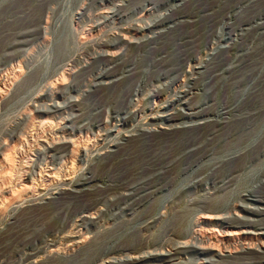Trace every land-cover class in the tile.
Masks as SVG:
<instances>
[{"label": "bare ground", "instance_id": "obj_1", "mask_svg": "<svg viewBox=\"0 0 264 264\" xmlns=\"http://www.w3.org/2000/svg\"><path fill=\"white\" fill-rule=\"evenodd\" d=\"M183 1L185 0H167L157 4L149 0L141 2L138 0H87L77 13L78 19L89 17L91 10H101L99 18L89 30V35L99 32L104 26L115 23V21H123L135 16L138 19L127 27H121L111 37L99 41L92 48H86L82 54H73L70 50L68 51L70 54L68 57L66 56V59L73 63V68H77L79 72L83 73L79 85L73 84L61 89L53 82L50 84L46 81L47 73H40L39 77L31 78L30 76L18 87L19 89L16 88L19 93L28 95V97L33 95L36 102H41L40 106L36 104L35 109L30 110V114L19 116V122L17 121L21 126V140L25 141V144L22 141L21 144L19 143L20 149L23 150L24 145H29L32 148L28 140L30 137L34 142L33 147H35L32 152L34 158L30 159L31 164L27 165L26 169L24 168L23 173H19L21 175L19 187L17 186L15 191H6L4 201L2 200L0 203V209L15 200L16 193L20 194V192L31 203L29 207L37 206L38 208L48 207L57 201L64 200V198L67 199V197L78 198L89 196L93 192L94 194L95 192L102 193L101 197H95L96 199L94 198L88 205L70 213V217L63 219L57 227L44 232L31 245L18 247L15 256L17 264H71L76 259L74 264H186L195 259H199V264H264V194H261L258 188L253 186L239 201L230 204L229 195L217 194V196L214 195L215 191H211L212 186L218 190L217 183H221V187L227 185L226 177L232 179L234 184L240 182L246 175L255 171L259 165H255L256 159L264 155V98H261L260 103L252 109H244L242 104L243 98L253 89V81L264 76V60L255 68L256 71L254 70L255 73L250 82L243 83L242 79L230 81L233 96L231 95V98L226 99V103L219 104L215 109L205 107L214 98L208 95L199 97V89L195 84L191 85L194 83L192 81L198 80V74L202 75L206 72L205 69L221 50H226V54L229 56V63L226 65L227 81L229 76L246 62L244 55H238L244 50V48H238L241 47V40L245 36L244 32L253 28L256 29V34L259 31H264V19L261 16L233 28L231 20L236 14L234 15L235 10H230L223 16L218 29L206 43L195 50L197 52L194 55L184 59L181 68L176 70L174 77L169 73L170 70L169 72H159L158 76L148 80L144 74L145 70L143 72L142 69L143 73L136 85L127 91L125 97H122L123 106L119 109L114 107V103L119 97L113 100L108 99L103 104L92 103L87 110V107H84L86 102L84 98L88 93L101 86L118 83L122 79L125 81V77L137 74V65L126 62L127 54L136 50L139 55L143 50L138 47L149 43L154 37L165 32L164 25L176 19L172 15L158 16L159 18L157 17L158 19H154L153 22L146 23L143 17L148 14L152 15L162 5L174 9L179 7ZM53 11L56 10L50 6L38 22L37 27L41 30L40 40L49 30L50 21L48 24L47 13ZM86 35L84 38L87 37ZM26 53L27 49L20 56H24ZM165 53L167 51L154 52L151 63H165L167 59L162 57ZM18 63L21 64V62ZM91 66L94 67V70L88 71L87 69ZM15 71L21 72V65ZM76 71L75 73H78ZM138 72L140 74V71ZM66 74L63 76L64 78ZM3 79L0 77V99L4 95L2 87L4 84L6 85ZM67 81L64 83H68ZM186 81L187 84L183 91L175 95L170 102L164 101L161 110L148 117L147 123L137 126L133 132L123 135L119 140L105 144L110 135L121 133L120 127L137 118H143L159 101L165 99L171 90ZM60 83L62 82L60 81ZM35 85L41 86V89L34 95L31 93V89ZM115 85L117 86L119 83ZM72 92L77 95H72ZM193 96L197 98L194 102L191 101ZM25 98L20 100L23 101ZM57 99H62V101L59 102ZM176 105L179 107L175 108ZM103 108L104 116L101 119L88 121L87 118L94 111L103 110ZM30 123L35 133H31L32 135L29 136L25 128ZM235 123L240 126L232 127ZM148 125L156 127L152 129ZM205 128L210 130L207 134L205 133L206 135L204 134L205 136L201 140L193 139L188 144H182V156L198 155V158L196 157L192 162L189 161L190 163L185 168L179 170L180 172L174 176L169 185L156 183L154 177L163 175L173 165V162L177 163L179 160L183 162L181 158L184 157L181 155L172 163L164 164L163 170L159 168V171L149 178L137 179L125 182V184H112L109 182L110 179L92 172L93 167L99 165L103 158L109 156L115 148L121 149L125 144L140 136L155 135V133L158 135L188 133ZM225 128L227 131L223 135L221 131ZM102 131L105 133L101 135ZM41 132L43 135L39 136ZM91 136L98 139L96 148L93 144L91 146L88 144L89 142L85 143L84 141L85 138L89 139ZM3 145L5 151L0 152V167L4 169L5 173L4 176L2 175L3 177L0 175V190L5 191L3 190L4 185L12 179V177L9 179L8 176H11L9 172L13 171L15 161L12 162L14 156L11 155L13 150L9 147L10 144L7 142ZM102 148L106 150V154H104L105 151L98 152ZM14 159L16 158L14 157ZM206 160L209 162L206 169L198 172L199 175L182 190L184 192L202 190L206 191V195L190 199L184 210L177 207L179 196L168 205H160L164 192L170 190ZM16 162L15 164H19L18 161ZM260 163L262 162L260 161ZM76 164L87 165L89 170L76 177L73 175L77 169H75ZM226 166H229L227 170ZM222 172L223 175L220 176ZM227 173L229 175L226 176ZM38 180L43 183L41 187L36 186ZM243 180L245 182V179ZM257 182V186L264 189V171ZM6 187L8 188V186ZM18 203L14 204L12 211V225L15 224L14 221L19 214L30 210V208L22 207L23 202L19 201ZM71 203L65 202L67 212ZM1 213L0 224L4 221ZM54 214L56 213L54 212ZM141 217L144 218V221L139 222ZM120 218L123 219L126 227L134 229L128 235V237H134V241L117 243L122 235L121 232H123L119 229V225H115V222ZM203 221L214 224L205 229L202 226ZM93 226L101 227V230L92 232L91 227ZM219 227L224 230H220ZM109 232L113 235L102 240L101 234ZM94 247L99 248L87 255L88 257L79 258L83 253L91 252ZM4 261L6 262L1 259L0 264H4Z\"/></svg>", "mask_w": 264, "mask_h": 264}, {"label": "rangeland", "instance_id": "obj_2", "mask_svg": "<svg viewBox=\"0 0 264 264\" xmlns=\"http://www.w3.org/2000/svg\"><path fill=\"white\" fill-rule=\"evenodd\" d=\"M138 1L141 2L142 0ZM149 1L152 3L156 2L157 4H159V2L162 3L163 1L166 2L167 0ZM85 2H87V0L0 1V77L3 79L5 76L3 80L4 82H6V85L4 84V87H2L4 90V95L2 99H0V152L3 153L5 151V147L3 144L8 142V144H10L9 147L13 150H10L11 155L13 154V156L16 158L14 159V157L12 156V162L14 163L15 161V163H17L16 161H18L19 163H14L15 167L12 166L14 167L12 168L13 171L11 173L9 172V175L11 176L8 177L9 179H11L12 177V179L10 180L11 182L9 181L7 182L8 184H5L6 186H8V188L4 185L6 189L4 188L3 190L5 191L0 190V203L2 200L4 201L3 198H5L4 195L6 196V191L14 189L16 190L17 186L19 187L18 184L21 176L19 175V173L22 174L23 171L26 169L27 165L31 164L30 159L34 158V156H32V152L35 147H33L34 142L30 139V137H28V140L32 148H30L29 145H24L23 150L20 149L21 141L24 144L25 141L21 140L20 137L21 126L18 123V117L24 114H30V110L35 109L36 104L37 106H40L41 102H36L35 99H33V95L32 97H28V95L25 96L24 94L19 93V91L17 90L19 89L18 87H20V85H22L24 81L29 79L30 76L31 78H36L40 76V73H47L46 76L48 77V79L46 78V81L50 84L54 83L57 87H60L61 89L73 84L79 85L81 83L83 73L79 72L77 68H73V63L69 62L68 59H66L70 54V52L68 51L70 50L73 54H82L85 52L86 48H92L99 41L106 40L111 37L113 34L119 31L121 27H127L136 22L138 19L135 16L127 18L123 21H115V23L104 26L102 28L103 30L101 29L99 32L93 35H89V30L91 29L92 25L95 24L94 22H96L99 18L98 16L101 10H91V13H89V17H85V19H78L77 13L80 11V8L85 4ZM50 6H52L56 11L47 13L48 15H50H47L48 24L50 21V24L48 25L49 30H47V34L44 36V38L40 40L39 38L41 36V30L37 27V25L41 17L46 14V11ZM176 8H174V10L172 7L162 5L152 15L148 14L143 17L146 23L153 22L154 19L159 18L158 16L172 15L175 16L176 19L175 21L164 25L165 32H162L158 36L154 37L149 43L138 47L142 48L141 50H143V52L141 51L139 55L136 50L130 51V54H127L126 62L134 64L135 66L137 65V70L140 71V74H138L139 72L137 71V74H132L128 77H125V81L124 79H122L120 82H118L119 85L117 86L115 84L118 83H113L110 85L101 86L98 89L88 93V95L84 98V101H86L84 104V107H87L86 110L88 109V106L90 104L92 105V103L103 104L108 99L113 100L116 97H119V99L115 101L114 107L116 109L122 107V97H125L124 95H126L127 91L132 89L136 85L139 77H141L144 70V74L146 76V79L148 80L155 78V76H158L163 71L169 72L170 70L171 72L169 73L172 77H174L178 69L181 68V64L184 59L188 58L191 55H194L195 52H197L195 50H198L200 46L206 43L209 37L218 29L223 16L227 14L230 10H235L234 15L236 14L231 20L233 28H235L239 24L244 23L245 21L256 19L260 16L264 19V0H185L179 5V7L177 6ZM244 33L245 36H243V40H241V47H238L244 48V50L238 55H244V58H246V62L241 64V66L237 68V71L231 76H229L230 78L227 79V81L226 65L229 63V56L228 54H226V50L219 51L215 58L216 60L214 59L213 61H211V63L205 69L206 72L202 73V75L198 74V80L196 79L192 81L194 83H192L191 85L195 84L196 87L199 89V97H203L201 95H208L209 97L214 98L212 102L210 101L211 103L209 102L205 106L207 107V109H215L216 107H218L219 104L226 103V99L229 97L231 98L234 94L233 92H231L229 82L238 81L240 79H242L243 83L250 82L253 79L254 73L256 71L255 68L258 66V64L261 63L262 60H264V31H259L258 34H256V29L253 28L249 31L247 30ZM85 35L87 36V39L84 38ZM156 39L158 41H155ZM150 43L152 44L150 45ZM144 48L146 49L144 50ZM26 49V55L20 56L24 53ZM158 50L167 51V53L162 55V57L167 60L165 63H153V65L151 63V59L154 58V52ZM18 62H21V64H19ZM19 65H21V72L15 71V69L17 70L19 68ZM117 67H119V65H117ZM24 68L26 71L23 70ZM1 69L4 70L2 71ZM87 70H94V67L91 66ZM48 71L50 74L48 73ZM75 71L78 73H75ZM62 72L65 73L62 74ZM65 74L66 77L64 78L63 76H65ZM55 79L58 80L56 81ZM62 79L64 80L62 81ZM66 80H68V83L65 84L64 82H66ZM256 80L253 81L254 86L249 93L250 95L247 94L242 100L244 109H252L256 104L260 103L259 101L261 98H264V76H261L259 79ZM60 81L64 85L60 83ZM258 82L259 84L261 83V85H259ZM186 84L187 81L178 85L176 89L171 90L172 92L170 91V93L166 95L165 99L159 101L157 105L154 106V108L147 113V115L145 114V116H143V118H137L135 121H130L126 125L120 127L121 133L119 135H116V133L110 135L107 138L105 144L107 145L108 142L110 143L111 141L119 140L121 137H123V135L130 134L131 132H133L134 129L137 128V126L147 123L148 117L157 114L161 110L164 101L170 102L173 97H175V95H178L181 91H183V89L186 87ZM38 86L39 85H35V88L33 87L31 89V93H34V95L39 93L41 86ZM9 94L10 96H8ZM71 94L77 95L75 92H72ZM6 95L8 98L6 97ZM24 97L26 98L21 101L20 99ZM196 99L197 98L193 96V98H191V101L194 102ZM57 101L61 102L62 99H57ZM177 107L179 106L176 105L175 108ZM103 116L104 108L103 110L98 109V111H94L93 114L87 119L88 121L92 119L99 120ZM148 126L152 129L156 127L155 125ZM238 126L240 125H238V123H235L232 127L236 128ZM25 129L29 136L32 135L31 133H35V131H33L34 129L31 123L28 124ZM209 130V128H205L202 130L191 131L188 133L170 135H158L157 133H155V135L140 136L132 142L125 144L121 149L115 148L109 156H105L103 158L99 165L93 167L92 172L102 177H105L108 180L110 179L109 182L112 184H125V182L127 183L137 179L140 180L149 178L150 176H152V174L158 172L159 168L160 170H163L162 166L164 164L172 163L176 160V158L178 159V157H180L181 155V157H184L181 158V160L183 159V162L180 160L177 163L173 162V165H171L172 167L170 166L168 168L169 171H166L167 173L164 172L163 175L154 177L155 179L152 178L156 183L160 182V184L163 183L162 185H169L174 176H176L182 170V168H185L187 164L190 163L189 161L192 162V160H195L196 157L198 158V155L182 156V144H188L193 139H197L198 141L201 140L208 133ZM226 131V128L223 129L221 131V134H226ZM104 133L105 131L100 132L101 135ZM42 135L43 133L41 132L39 136ZM89 139L85 138V143L89 142L88 144H90L91 146L93 144V146H95L96 148V146H98V144L96 143L98 142V139L94 138L93 136H91V138ZM101 150L98 152L105 151L104 154L107 153L106 150H103V148ZM15 152H17L18 154ZM260 161L262 163H260ZM208 165V160L204 161L199 167H197L195 170L189 172L185 177H183L180 182L171 187L170 190L164 192L161 198L160 205H168L171 203V201L176 199L177 196H179L177 200V207L179 206L178 208L180 210H184L187 205V202L190 199H196L199 197H203L204 194L206 195V191L202 190L194 192H184L182 190L188 183L195 179L197 175H199L198 172L204 170V168L206 169ZM255 165H258L255 171L246 175L245 178H242V182L240 181L234 184V181L232 179H228L226 177V181L228 180V183H226L227 185L221 187L222 184L217 183L216 186L218 187V190H216L217 188H215L214 186H210L211 188H213L211 191H215L214 195H229L230 204L239 201L240 198L247 193V190L253 186H256L261 194H264V189L257 186V181L261 178V174L264 171V155H261L258 159H256ZM88 168L89 167L87 165L76 164V170L73 175L76 177L80 176L82 173L87 172L89 170ZM227 168H229V166H226V170ZM0 172V175L4 176L5 171L1 167ZM221 175H223V172L220 173V176ZM227 175H229V173H227L226 176ZM243 179H245V182ZM38 183L40 184V186ZM42 184L43 183H41V181L39 180L36 182V186L38 187H41ZM21 194V192L20 194L16 193V199L8 203V205H5L7 207L4 206L2 208L4 211L0 209V212H2L1 215L4 217V221L0 224V260H6V262L4 261V264H17L18 262L16 261L15 256L16 249L18 247L31 245L35 242V240L39 239L44 234V232H46L47 230H51L50 228L54 229L55 227H57L61 223V221H63V219L69 218L72 213L78 211V209L83 208L85 205H88L92 200H94L95 197L98 198L102 196V193L100 194L98 192H95L94 194L93 192L89 196L86 195L78 198L67 197V199L64 198V200L57 201L56 203H53L48 207L38 208L37 206L29 207L31 203L24 198V195ZM17 200L23 202L22 207L24 209L30 208V210L19 214L17 219L15 220L16 222L14 221L15 224L12 225L11 222L13 221L11 217L13 215L12 211L14 208V204H19V201ZM65 202L67 204L72 202L68 212L65 210ZM54 212L56 214H54ZM140 219L141 220H139V222L144 221V218L141 217ZM120 224H122L123 226ZM212 224L214 223L207 221L202 222V226L205 229L212 227ZM115 225H119V229H121V231L123 230V232H121L122 235L120 239L117 240V243L121 242L123 244L134 241V237H128V235L131 234L134 229L131 227H126V225H124L123 223L122 218L117 220L115 222ZM219 229L222 231L224 230L221 227H219ZM91 230L92 232L100 231L101 227L99 228L93 226L91 227ZM111 232L105 234L102 233V240L107 237H111L114 231L113 233ZM129 238L130 241H128ZM94 248L93 250H91V252H85L87 254L83 253V255L79 258L83 259L84 257H88L87 255L92 254V252L96 251V249L99 247ZM76 260L72 261L71 264H74V262L76 263ZM198 260L199 259H195L193 262H188L186 264H199Z\"/></svg>", "mask_w": 264, "mask_h": 264}]
</instances>
